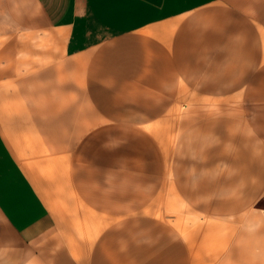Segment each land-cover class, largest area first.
<instances>
[{
	"label": "crops",
	"instance_id": "1",
	"mask_svg": "<svg viewBox=\"0 0 264 264\" xmlns=\"http://www.w3.org/2000/svg\"><path fill=\"white\" fill-rule=\"evenodd\" d=\"M0 264H264V0H0Z\"/></svg>",
	"mask_w": 264,
	"mask_h": 264
},
{
	"label": "rangeland",
	"instance_id": "2",
	"mask_svg": "<svg viewBox=\"0 0 264 264\" xmlns=\"http://www.w3.org/2000/svg\"><path fill=\"white\" fill-rule=\"evenodd\" d=\"M152 130H153V126H152V128H151ZM173 208H175L174 209V212H179V213H181V212H185V207L183 206V204H181V203H178V204H176V205H174V207ZM167 211H170V209H167ZM178 224H179V227L181 228V222L180 221H178L177 222Z\"/></svg>",
	"mask_w": 264,
	"mask_h": 264
}]
</instances>
